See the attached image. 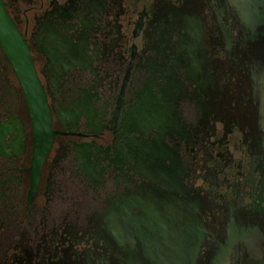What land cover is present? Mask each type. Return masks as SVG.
<instances>
[{
  "label": "flooded vegetation",
  "instance_id": "obj_1",
  "mask_svg": "<svg viewBox=\"0 0 264 264\" xmlns=\"http://www.w3.org/2000/svg\"><path fill=\"white\" fill-rule=\"evenodd\" d=\"M4 2L0 264H264V0Z\"/></svg>",
  "mask_w": 264,
  "mask_h": 264
},
{
  "label": "water",
  "instance_id": "obj_2",
  "mask_svg": "<svg viewBox=\"0 0 264 264\" xmlns=\"http://www.w3.org/2000/svg\"><path fill=\"white\" fill-rule=\"evenodd\" d=\"M0 46L14 67L36 121L49 129L51 114L44 86L32 60L28 42L8 13L4 0H0ZM52 136L50 132L46 149L52 142Z\"/></svg>",
  "mask_w": 264,
  "mask_h": 264
},
{
  "label": "rangeland",
  "instance_id": "obj_3",
  "mask_svg": "<svg viewBox=\"0 0 264 264\" xmlns=\"http://www.w3.org/2000/svg\"><path fill=\"white\" fill-rule=\"evenodd\" d=\"M231 207L232 205L227 201H211V209L213 211V228L217 231V235L220 239H223L224 237V227L231 214Z\"/></svg>",
  "mask_w": 264,
  "mask_h": 264
},
{
  "label": "bare ground",
  "instance_id": "obj_4",
  "mask_svg": "<svg viewBox=\"0 0 264 264\" xmlns=\"http://www.w3.org/2000/svg\"><path fill=\"white\" fill-rule=\"evenodd\" d=\"M254 253V252H253ZM255 254V253H254ZM259 254V253H258ZM253 255V254H252ZM258 256H260V255H258Z\"/></svg>",
  "mask_w": 264,
  "mask_h": 264
}]
</instances>
